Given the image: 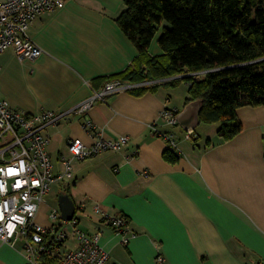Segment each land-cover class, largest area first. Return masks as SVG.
<instances>
[{
	"label": "crops",
	"instance_id": "obj_1",
	"mask_svg": "<svg viewBox=\"0 0 264 264\" xmlns=\"http://www.w3.org/2000/svg\"><path fill=\"white\" fill-rule=\"evenodd\" d=\"M124 8L123 0H65L62 9L36 18L27 34L43 53L30 60L12 49L0 54V100L32 114L64 112L100 91L105 84L98 79L123 72L138 55L115 22ZM159 36L151 42L152 56L163 54ZM181 83L141 96L115 94L49 127L47 151L56 175L64 171L61 157L71 158L70 139L93 142L87 123L107 139L129 141L120 151L71 160V179L52 185L49 194L57 202L45 199L36 222L49 227V210H59V197L68 196L78 227L101 232L105 264H159L158 256L162 264L264 263V105L239 108L242 129L229 140L220 139L217 124H208L205 141L201 133L186 141L179 127H164L159 119L163 108L179 113L187 105L188 86ZM153 125L177 136L176 163L163 158L167 143ZM95 206L125 217L134 236L123 244ZM76 247L72 237L63 250ZM0 264H29L22 242H0Z\"/></svg>",
	"mask_w": 264,
	"mask_h": 264
},
{
	"label": "built area",
	"instance_id": "obj_2",
	"mask_svg": "<svg viewBox=\"0 0 264 264\" xmlns=\"http://www.w3.org/2000/svg\"><path fill=\"white\" fill-rule=\"evenodd\" d=\"M65 6V0H4L0 3V54L12 49L19 59H36L43 51L28 36L30 24L39 16L52 13ZM1 71V66H0ZM179 78V77H176ZM174 78L139 83H127L119 80L107 82L100 91H93L85 101L64 112L42 109L36 114L14 109L5 100H0V242L14 246L22 242L29 264H40L42 258H53L55 264H105L108 253L99 245L101 232L89 233L78 227L73 218L63 221L58 209H50L47 215L51 222L44 227L36 222L40 206L45 202L54 183L71 179V160H86L105 152H116L124 148L129 138L121 136L107 139L95 132V126L87 123L86 129L92 135L93 142L86 145L78 138L67 143L71 158L61 157L64 171L53 172L51 157L47 151L50 142L46 130L59 124L69 115H83L97 102H105L110 96L130 93L133 90L153 87L172 81ZM175 109L163 108L159 113L162 126L177 127ZM155 135L167 143L177 155V136L170 131H161L153 125ZM183 140L197 138L196 132L183 131ZM96 213L101 215L113 230L122 236L126 244L130 238L127 220L123 216H112L99 206ZM69 225V230L62 228ZM75 237L77 247L63 250L69 238ZM164 261L158 256V263ZM264 264V263H260Z\"/></svg>",
	"mask_w": 264,
	"mask_h": 264
},
{
	"label": "trees",
	"instance_id": "obj_3",
	"mask_svg": "<svg viewBox=\"0 0 264 264\" xmlns=\"http://www.w3.org/2000/svg\"><path fill=\"white\" fill-rule=\"evenodd\" d=\"M123 3L125 8L115 22L138 55L123 72L98 82L174 78L130 93L141 96L160 86L183 82L189 95L185 103L201 100L199 124H218L217 133L223 141L236 136L242 129L237 110L264 105V0ZM159 32L163 54L152 56L149 48ZM176 155L167 149L163 158L176 163ZM40 264H55V260L44 257Z\"/></svg>",
	"mask_w": 264,
	"mask_h": 264
},
{
	"label": "water",
	"instance_id": "obj_4",
	"mask_svg": "<svg viewBox=\"0 0 264 264\" xmlns=\"http://www.w3.org/2000/svg\"><path fill=\"white\" fill-rule=\"evenodd\" d=\"M201 100L189 102L184 109L177 114V121L183 131H193L199 125V113ZM60 217L63 221H70L75 214V205L68 196H61L58 199Z\"/></svg>",
	"mask_w": 264,
	"mask_h": 264
},
{
	"label": "rangeland",
	"instance_id": "obj_5",
	"mask_svg": "<svg viewBox=\"0 0 264 264\" xmlns=\"http://www.w3.org/2000/svg\"><path fill=\"white\" fill-rule=\"evenodd\" d=\"M181 84H183V83H181ZM183 85H185V84H183ZM216 125V124H215ZM208 125H205V124H201L199 127H197L196 128V130H197V132H196V134H198V133H201V135H202V139L205 141V139H204V137H203V129H205V127H207ZM217 126V128H218V124L216 125ZM53 187V186H52ZM51 187V188H52ZM53 189V188H52ZM46 201H49V202H51V201H54V202H57V199H56V197L55 196H53V191H52V193L51 194H49V195H47L46 196ZM56 204H58V203H56Z\"/></svg>",
	"mask_w": 264,
	"mask_h": 264
}]
</instances>
